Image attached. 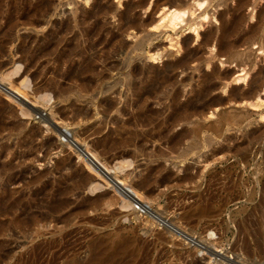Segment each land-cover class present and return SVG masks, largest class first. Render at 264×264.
<instances>
[{
  "label": "rangeland",
  "instance_id": "obj_1",
  "mask_svg": "<svg viewBox=\"0 0 264 264\" xmlns=\"http://www.w3.org/2000/svg\"><path fill=\"white\" fill-rule=\"evenodd\" d=\"M140 1L53 0L56 12L43 33L20 27L11 43L0 42V264H218L221 257L223 264H255L258 250L251 255L245 247L254 250L264 234V140L255 141L264 135V0H204L175 27L162 20L174 0ZM95 2L107 14L84 20ZM72 10L82 24L63 42L55 37V54L39 55V43L23 48L33 57L20 56L22 37L41 41ZM128 20L140 30H128ZM93 23L102 27L99 35L77 43L96 44L93 71L68 79L69 67L85 62L60 51L76 46L71 37ZM141 41L142 49L131 52ZM119 42L124 48L114 53ZM227 45L231 51L220 54ZM128 72L136 75L130 90L122 85ZM154 84L147 117L137 123L136 95ZM8 89L20 91L23 103ZM76 144L150 203L151 215L134 214L136 204L123 208L128 193L98 176ZM98 181L102 186L91 192ZM198 208L204 216L194 214Z\"/></svg>",
  "mask_w": 264,
  "mask_h": 264
},
{
  "label": "bare ground",
  "instance_id": "obj_2",
  "mask_svg": "<svg viewBox=\"0 0 264 264\" xmlns=\"http://www.w3.org/2000/svg\"><path fill=\"white\" fill-rule=\"evenodd\" d=\"M86 2H87V0H86ZM171 2V1H170ZM183 2V0H174V3H177V5H175V8H173V4H170V8L167 10V14L162 18V20H165L166 19V23H168L169 25H171L172 27H175V26H177L179 23H183V21H184V17L186 16V15H188V13H189V11H190V8L189 7H192V6H194V7H196L197 9L199 8V9H201L203 6H204V0H192V4L191 5H186V4H183L182 3ZM99 3V2H98ZM143 3H144V1L142 0V1H140V3H139V6H142L143 5ZM245 2H244V0H242V2L240 3L241 5H243ZM62 6V5H61ZM128 6V5H127ZM125 7V6H124ZM91 9H92V11L90 12V13H87V12H85L84 14H83V17H84V20H86L87 21V19H89V18H87V17H90V15H99V14H103V15H106L107 14V12L105 11V9H101V8H99V6L97 5V2H95V4L91 7ZM97 10V11H96ZM108 10V9H107ZM132 9H131V7H127V11L128 12H130ZM59 11V10H58ZM55 12H56V6H53V0H0V42L2 41L3 42V44L5 45V44H7V43H11V41H12V34H13V31L14 30H16V29H18V28H20V27H22V28H25V29H30V30H40L41 32L42 31H44V30H46L47 29V27H48V20L49 19H51L54 15H55ZM124 13V12H123ZM64 14V13H63ZM92 19V18H91ZM122 19V18H121ZM123 20V19H122ZM90 21V20H89ZM56 22V21H55ZM85 22V21H84ZM83 22V23H84ZM100 22V21H99ZM98 22V23H99ZM126 22V21H125ZM82 23L81 22H77L76 21V15H75V11L74 10H72L71 11V16H66L65 17V19L64 20H61L58 24H56L53 28H51V29H49L48 30V34H46V36H44L43 38H42V40L40 41L39 40V38H37L36 36H32V35H26V36H24V37H22L21 39H20V44H21V51H19V53H20V56L21 57H23V56H31V57H33V54L31 53V52H29V51H27L26 49H23V48H25V46H27V47H29V46H31V45H34V44H39V43H41V45H42V48L40 49V51H39V55H46V54H48V55H53V54H55V52H56V50H54L52 47L54 46V47H56L55 45L57 44V42H53V40L54 39H56V38H58L59 37V39H58V41L59 42H63L64 41V39H65V35H67V34H70V33H73L72 31H71V29H73L74 27H79V25H81ZM123 24V23H122ZM126 24H127V29L129 30V29H134V30H136V31H139L140 30V25H136L135 24V22L134 21H127L126 22ZM73 25H75V26H73ZM240 28H241V21H239L236 25H235V28H234V30L236 31H240ZM101 29H102V27H98V24L97 23H93V25H92V27L90 28V29H88V30H85V31H82L81 29H79L80 30V33H75V35H74V37H71V41L72 42H75V45L76 46H65V48H62L61 49V51H60V55L62 54L63 56H65L66 58H70V57H73V58H77V59H79V60H81V61H83V64H84V62H85V66L82 68V69H79V70H73V69H71L70 67H69V74L67 75L68 76V79H77V82H78V80L80 79V77L83 75H87V74H91L92 73V71H93V64H94V61H95V59L97 58V53L94 51V48H95V46H96V44L95 43H93V41H91L84 49H80V47H78L77 46V43L79 42V39L80 38H83V40L84 41H89L90 40V37L91 38H93V37H96V36H98L99 35V32H101ZM127 30V31H128ZM196 31V29H193V32H195ZM131 32V31H130ZM227 32V31H226ZM43 33V32H42ZM224 34H226V33H224ZM115 36V35H114ZM56 37V38H55ZM206 37V36H205ZM212 38V35L211 34H208L207 35V39H211ZM228 38V37H227ZM112 39V38H111ZM225 39V38H224ZM103 40V39H102ZM56 41V40H55ZM240 42V41H239ZM99 43H101L100 42V40H99ZM110 45V44H109ZM104 48V47H103ZM102 48V49H103ZM123 45H122V43H117V45L115 46V47H112L111 48V50L114 52V53H116V52H120V50H123ZM142 49V41L141 42H139V43H136V44H134L132 47H131V52H134V51H138V50H141ZM19 50V49H18ZM231 51V46L230 45H227V47L224 49V50H221L219 53L220 54H222V53H228V52H230ZM0 52H1V48H0ZM16 53V52H15ZM87 54H90L89 56H87V58H85V56L87 55ZM108 54V52L105 50V48L103 49V51H101V55L105 58V56ZM193 55V54H192ZM188 56V55H187ZM194 56V55H193ZM192 56V57H193ZM186 58V57H185ZM150 59H152V60H156L157 58H155V57H150ZM158 60V59H157ZM61 62V61H60ZM76 62V61H75ZM16 63V62H15ZM4 64V63H3ZM14 64V63H13ZM77 64V63H76ZM19 65V64H18ZM2 66V65H1ZM107 66V65H106ZM125 66V65H124ZM75 68V67H74ZM171 68V67H170ZM10 70H11V72L12 73H14L15 75H19L18 73H19V70L20 69H18V67L16 66V67H13L12 66V68H9ZM28 69V68H27ZM27 69H24V71H23V73H27ZM97 69V68H96ZM166 69V68H165ZM58 70V69H57ZM117 71L118 69H117V65H115V66H113V68H112V71ZM37 72V71H36ZM58 72V71H57ZM263 72H264V70H263ZM262 72V73H263ZM1 73V72H0ZM5 74V73H4ZM156 74V73H155ZM10 75V74H9ZM223 75V74H222ZM1 76V75H0ZM55 76H56V74H55ZM61 76V75H60ZM136 75L133 73V72H128V73H126L125 75H123V78H122V85H124V86H126L129 90L131 89V83L133 82V80H134V77H135ZM7 77H8V75H7ZM10 77V76H9ZM63 77V76H62ZM99 77V79H98V81H99V85L100 84H102L101 82H102V79L104 78V76L103 75H100V76H98ZM168 76H164L162 79H160V80H162V82L164 83V82H166L167 80H168V78H167ZM222 77V76H221ZM224 77H226V75L224 74ZM3 78V77H2ZM4 78H5V76H4ZM211 78V77H210ZM58 79V78H57ZM65 79V78H64ZM225 79V78H224ZM4 79H2V81H3ZM209 80V79H208ZM240 79L238 78V77H235L233 80H232V82H237V81H239ZM7 81H9V80H7ZM7 81H5L4 80V82L3 83H7ZM79 81H81V80H79ZM159 81V80H158ZM84 82V81H83ZM138 82V81H137ZM156 82V81H155ZM154 82V83H155ZM92 83V82H91ZM19 85V84H18ZM117 85H118V83H116V84H114L110 89H109V91H112L113 89H115L116 87H117ZM158 85V84H157ZM156 84H154L153 86H151L150 88H148V89H145V90H141L139 93H138V95H136V98H137V101H136V104H135V108H137V109H139V111H141V113H139L136 117H135V119H136V122L137 123H142V122H144L145 121V118L147 117V111L145 110L146 109V103H147V101H148V99L152 96V95H154V94H156V92H157V88H158V86H157ZM162 85V84H161ZM7 87H10L9 85L7 86ZM255 87V86H254ZM19 88V87H18ZM133 88V87H132ZM263 88V87H262ZM118 89V88H117ZM206 89V88H205ZM11 90V89H10ZM90 90V89H89ZM15 92L17 93V95H19L20 96V94H21V92L20 91H18V90H15ZM15 92L14 91H9V89H8V95L9 96H11L13 99H16V100H18V101H20L21 102V99L18 97V96H16L15 95ZM205 92V91H204ZM48 93V92H47ZM45 95V94H44ZM204 96V95H203ZM202 96V97H203ZM40 97V96H39ZM44 98V97H43ZM175 98H176V96L175 95H173V97L171 98V102L173 103L174 101H175ZM201 98V97H200ZM39 99V98H38ZM45 99V98H44ZM165 99V98H164ZM42 100V99H41ZM199 100V99H198ZM200 101V100H199ZM198 101V102H199ZM21 103H23V102H21ZM108 103V102H107ZM208 103V102H207ZM109 105V104H108ZM203 105V104H202ZM129 106V105H128ZM193 107H195V106H193ZM198 107V106H197ZM112 108H114V107H112ZM200 108V107H199ZM192 109V108H191ZM143 110H144V112H143ZM180 110V109H179ZM6 111V110H5ZM47 113H48V111H46ZM109 112V111H108ZM134 112V111H133ZM153 112V111H152ZM175 112H176V110H175ZM80 113V112H79ZM122 113V112H121ZM77 114V113H76ZM83 114V113H82ZM132 115V114H131ZM189 115V114H188ZM88 116V115H87ZM186 116V115H185ZM184 116V117H185ZM41 117V116H40ZM173 117V116H172ZM42 118V117H41ZM43 120V119H42ZM41 120V121H42ZM44 120H45V118H44ZM50 120V119H49ZM183 120H185V118L184 119H182V120H178V122H182ZM46 121V120H45ZM44 121V122H45ZM130 121V120H129ZM169 121V120H168ZM228 121H230V120H228ZM43 122V121H42ZM132 122V121H131ZM2 124V123H1ZM130 125V124H129ZM182 125V124H181ZM4 126V125H3ZM42 126V125H41ZM73 126V125H72ZM128 126V125H127ZM148 126V125H147ZM69 127V126H68ZM71 127V126H70ZM133 127V126H132ZM72 128V127H71ZM216 130V129H215ZM263 130V129H262ZM253 135V134H252ZM249 136V135H248ZM251 136V135H250ZM155 137V136H154ZM151 140V139H150ZM189 140V139H188ZM248 140V139H247ZM261 140H264V135L263 134H259L256 138H255V141L256 142H259V141H261ZM171 141V140H170ZM31 142V141H30ZM151 142V141H150ZM172 142H174V141H172ZM171 142V143H172ZM262 143V142H261ZM83 145V144H82ZM174 145V144H173ZM75 146V145H74ZM84 147V146H83ZM78 148V150L80 151V153H81V155H83L85 158H86V160L90 163V165H91V167L92 168H94L95 169V172L97 171L98 172V176H100V177H103V178H105V179H107L108 181L109 180H111L112 179V177L110 178V173H109V171L111 170V168H110V170L108 169H106L105 167H104V165H102V163H100L99 162V160L97 159V158H95V156H93L89 151H87V149H86V147H85V149H81V145L79 146V144H76V149ZM241 148V147H240ZM239 148V149H240ZM77 150V151H78ZM3 152V151H2ZM248 152V151H247ZM249 153L250 152H248V153H246V155H244V157L247 159L248 158V155H249ZM3 154V153H2ZM232 154V153H231ZM241 155V154H240ZM128 159V158H127ZM130 160V159H129ZM245 160V159H244ZM122 161V160H121ZM124 162V161H123ZM114 163V162H113ZM117 163V162H116ZM115 164V163H114ZM113 164V165H114ZM123 164V163H122ZM125 166V165H124ZM124 166H121V167H119L118 169H123L124 168ZM4 167V166H3ZM65 167V166H64ZM68 167V166H67ZM117 167V166H116ZM115 167V168H116ZM114 171H116V170H114ZM113 170H112V172H114ZM96 172V173H97ZM117 172V171H116ZM118 173V172H117ZM96 175V176H97ZM95 176V177H96ZM83 177V176H82ZM114 177V176H113ZM97 178H99V177H97ZM102 178V179H103ZM100 179V178H99ZM187 179V178H186ZM11 180V179H10ZM13 180V179H12ZM19 180V179H18ZM97 180V179H96ZM116 180V179H115ZM148 180V179H147ZM164 180V179H163ZM223 180V179H222ZM103 182H104V180H102ZM216 181V180H215ZM11 182V181H10ZM75 182V181H74ZM101 181H98L97 183H95V184H92L91 182V187H90V191L91 192H94V191H96V189L97 188H99L100 189V187L102 186H99V183H100ZM112 182H114V184L117 186V187H119L122 191H124L125 193H131V195H130V199H129V201H131L130 203L129 202H124L123 203V201H122V207L123 208H126V207H129L130 206V204L132 205V204H136L138 207L139 206H142V209H143V211H147V210H149V211H152L153 209L151 208V207H149V205H150V203H149V205L148 204H145V202H141L142 200H141V197H139V194H137V192H135V191H132L130 188H128V185L126 186V184H124V183H122V182H119V180H117V181H114L113 179H112ZM149 182V181H148ZM17 183V182H16ZM158 183V182H157ZM166 183V182H165ZM204 183V182H203ZM10 184V183H9ZM106 184H108V183H106ZM105 184V185H106ZM110 185L111 184H109V187H110ZM115 185H113V186H115ZM143 185V184H142ZM65 186V185H64ZM84 186V185H83ZM113 186L111 187V188H113ZM116 186H115V188H116ZM138 186V185H137ZM215 186V185H214ZM107 187V186H106ZM110 188V189H111ZM120 189H118V190H120ZM87 190H89V189H87ZM116 190H117V188H116ZM156 191V190H155ZM42 192V191H41ZM117 192H119V191H117ZM123 192V193H124ZM61 193V192H60ZM121 193V195H122V192H120ZM126 195V194H125ZM129 195V194H128ZM141 195V194H140ZM51 196V195H50ZM123 196V195H122ZM42 197V196H41ZM126 197H127V195H126ZM57 198V197H56ZM72 198V197H71ZM124 198H125V196H124ZM215 198V197H214ZM121 200V199H120ZM37 201V200H36ZM51 202V201H50ZM58 202V201H57ZM120 202V201H119ZM148 202V201H147ZM149 202H151L150 200H149ZM40 203H41V201H40ZM42 203H44L43 202V200H42ZM51 203H53V202H51ZM152 203V202H151ZM120 204V203H119ZM202 204V203H201ZM38 205H39V203H38ZM52 205V204H51ZM148 205V206H147ZM32 206V205H31ZM35 206H37L36 204H35ZM40 206V205H39ZM42 206H44V205H42ZM158 207H159V205H157ZM156 206V207H157ZM46 207V206H45ZM120 207H121V205H120ZM132 207V206H131ZM135 207V206H134ZM155 207V208H156ZM133 208V207H132ZM38 209V208H37ZM134 209V208H133ZM160 209V208H159ZM167 209V208H166ZM49 210V209H48ZM130 210H132V209H130ZM125 211V210H124ZM127 211V210H126ZM125 211V212H126ZM193 211V210H192ZM1 212V211H0ZM134 212V211H133ZM205 211H204V209H202V208H198V209H195L194 210V214H196L197 216H199V217H202V216H204L205 215ZM134 214H137V213H134ZM153 214H154V212H153ZM159 214V213H158ZM151 215V214H150ZM160 215V214H159ZM166 215V214H165ZM22 216V215H21ZM28 216H30V215H28ZM42 216V215H41ZM40 216V217H41ZM136 216V215H135ZM140 216V215H139ZM145 216H146V214H145ZM147 216H149V215H147ZM156 216V215H155ZM20 217V216H19ZM150 217V216H149ZM158 217V216H157ZM160 217V216H159ZM140 218V217H139ZM152 218V217H151ZM153 218H154V216H153ZM147 219V218H146ZM145 219V220H146ZM36 220V219H35ZM125 220V219H124ZM159 220V219H158ZM162 220V219H161ZM164 220V219H163ZM172 221V220H171ZM174 221V220H173ZM242 221V220H241ZM162 222V221H161ZM146 223L147 224H149L150 225V223L151 222H149V221H146ZM153 223V222H152ZM158 223V222H157ZM243 223V222H242ZM248 223V222H247ZM154 224V223H153ZM164 224V223H163ZM148 225V226H149ZM162 225V224H161ZM160 225V226H161ZM144 226H145V224H144ZM151 226V225H150ZM155 226H156V224H155ZM174 226V225H173ZM180 226V225H179ZM237 226H239V225H237ZM163 227V226H162ZM175 227H177V226H175ZM161 228V227H160ZM173 228V227H172ZM183 228V227H182ZM237 228V227H236ZM235 228V229H236ZM242 229H245L244 227H241ZM156 229H158V228H156ZM163 229V228H162ZM174 229V228H173ZM250 229V228H249ZM142 230V229H141ZM151 230V229H150ZM167 230V229H166ZM236 230H238V228L236 229ZM147 231H148V229H147ZM174 231V230H173ZM178 231L180 232V229H178ZM184 231V230H183ZM182 230H181V232H183ZM165 232V231H164ZM169 232V231H168ZM174 232H177V230H175ZM208 232V231H207ZM250 232V231H249ZM253 232V231H252ZM71 233V232H70ZM141 233V232H140ZM146 233V232H145ZM171 233V232H170ZM187 233V232H186ZM185 233V234H186ZM255 233V231L253 232V234ZM143 234V233H142ZM177 234V233H176ZM183 234V233H182ZM184 234V235H185ZM189 234V233H188ZM146 235V234H145ZM168 235V234H167ZM177 235H180V234H177ZM190 235H191V233H190ZM252 235V234H251ZM260 236L257 238V240H256V242H255V248H254V250H250V248L247 246V247H245V249H246V251H248V253H250L251 255L254 253V252H256L257 250V253L255 254V255H253L254 256V262H255V264H264V234L262 233V235L261 234H259ZM207 236H209L210 237V239H212L211 238V236L213 237V234H212V232H209V235H207ZM253 236V235H252ZM170 237V236H169ZM177 237V236H176ZM181 237H183V235H181ZM187 237V236H186ZM189 237V236H188ZM191 237V236H190ZM190 237H189V239H190ZM192 237H194V236H192ZM197 237V236H196ZM254 237V236H253ZM207 238V237H206ZM181 239H183V238H181ZM188 239V238H187ZM198 239L199 238H197V241H198ZM203 240V239H202ZM201 240V241H202ZM217 240V239H216ZM183 241V240H182ZM188 242H189V240H187ZM185 242V244L186 245H188V242ZM205 241V240H204ZM255 241V240H254ZM125 243H127L128 241H124ZM133 242V241H132ZM184 242V241H183ZM203 242V241H202ZM192 243H194V242H192ZM191 243V244H192ZM197 243H200V242H197ZM209 243V242H208ZM231 243V242H230ZM182 244H184V243H182ZM190 244V243H189ZM196 244V243H195ZM201 244V243H200ZM205 244L207 245V241L205 242ZM205 244H203V245H205ZM216 244H218V243H216ZM193 245V244H192ZM191 245V246H192ZM202 245V244H201ZM208 245H211L210 243L208 244ZM229 245V244H228ZM117 246V245H116ZM118 246H119V244H118ZM140 246V245H139ZM190 245H189V247L190 248H192ZM197 246H200L199 244L197 245ZM212 246V245H211ZM210 246V248H212ZM252 246V245H251ZM194 247H196L195 245H194ZM202 248L204 247V246H201ZM200 247V248H201ZM209 247V246H208ZM197 248V247H196ZM206 249L203 251L202 249H200L201 251H203L204 253H205V251L206 250H208V249H210V248H208L207 249V247H205ZM214 248V247H213ZM212 248V249H213ZM220 248V247H219ZM120 249V248H119ZM215 249H216V247H215ZM223 249V248H222ZM217 250V249H216ZM103 251V250H102ZM213 251V250H212ZM211 251V252H212ZM214 252V251H213ZM225 252V251H224ZM143 253V252H142ZM200 253V252H199ZM206 253H207V251H206ZM218 253V252H217ZM231 253V252H230ZM234 253H236V252H234ZM232 254V253H231ZM206 255H208V253L206 254ZM215 255V254H214ZM213 255V256H214ZM223 255V254H222ZM221 255V256H222ZM213 256H209V257H213ZM216 256H218V255H216ZM220 256V255H219ZM228 256H230V254L229 255H227V257ZM232 256V255H231ZM244 256V255H243ZM252 256V257H253ZM94 257V256H93ZM134 257V256H133ZM141 257V256H140ZM174 257V256H173ZM205 257V256H204ZM240 257H242V255L240 256ZM251 257V256H250ZM111 258V257H110ZM109 258V259H110ZM129 259H130V257H128ZM216 258V257H215ZM219 258V257H218ZM233 258H234V256H233ZM232 258V259H233ZM261 259V260H259V262L260 263H258V262H256V260L257 259ZM97 259H98V257H97ZM99 259H101V257H99ZM108 259V258H107ZM106 259V260H107ZM209 259V258H208ZM211 259V258H210ZM226 258H224V260H225ZM231 258H230V260H232ZM236 259V258H235ZM243 259V258H242ZM79 260V259H78ZM221 261L218 263V264H223V263H221L222 262V257H221V259H220ZM240 260V259H239ZM247 260V259H246ZM249 260V259H248ZM94 261V263H95V260H93ZM108 261V260H107ZM123 261V260H122ZM211 261V260H210ZM227 261V260H226ZM229 261V260H228ZM233 261H235L234 259H233ZM242 261H244V260H242ZM68 262V261H67ZM157 262V261H156ZM216 262H218V260L216 261ZM232 262V261H231ZM230 262V263H231ZM251 262V261H250ZM213 263H215V260H214V262ZM229 262H228V264H230ZM233 264H237L236 263V261L235 262H232ZM239 263V262H238ZM249 263V262H248ZM224 264H226V263H224ZM240 264V263H239ZM242 264H244L243 262H242ZM247 264V263H246ZM249 264H251V263H249Z\"/></svg>",
  "mask_w": 264,
  "mask_h": 264
},
{
  "label": "built area",
  "instance_id": "obj_3",
  "mask_svg": "<svg viewBox=\"0 0 264 264\" xmlns=\"http://www.w3.org/2000/svg\"><path fill=\"white\" fill-rule=\"evenodd\" d=\"M128 194H129V197H130L131 193H128ZM129 199H130V198H129ZM135 212H136L137 214H143V215H145V214H150V213H151V211H149V210H147V211H143L142 206H139V208H138V206H135Z\"/></svg>",
  "mask_w": 264,
  "mask_h": 264
}]
</instances>
